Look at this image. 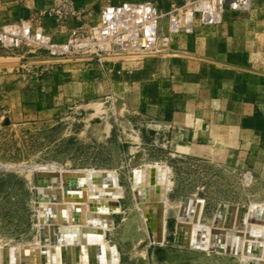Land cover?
<instances>
[{"label":"rangeland","instance_id":"rangeland-1","mask_svg":"<svg viewBox=\"0 0 264 264\" xmlns=\"http://www.w3.org/2000/svg\"><path fill=\"white\" fill-rule=\"evenodd\" d=\"M151 1L163 11L171 8L170 0ZM164 17L157 46L146 54L60 58L35 45H24L21 50L0 48V60L6 63L0 65V249L39 239L33 178L37 168L113 169L126 192L105 235L118 254L116 264L238 263L237 256L177 245L173 232L177 204L184 193L206 194L214 202L264 204V0H252L245 10L229 9L221 24L202 30L214 37L210 50L206 42L201 44L205 50L200 56L207 57L210 66L197 70L200 81L208 85L219 78L218 70L229 66L236 83L248 82L254 94L261 92V100L241 107L246 117L228 118L230 124L261 132L259 138L255 133L245 153L209 142L179 147L163 136L174 118L153 115L162 105L154 98H169L177 88V78L175 88L172 81L159 84L173 78V69L168 74L171 64L156 69L158 76L146 67L151 59L179 58L170 49L173 38L165 33L168 16ZM55 37L59 39L54 41L62 39ZM197 55L183 53L181 58L191 60ZM146 94L151 100L140 106L152 115L135 111L136 99ZM167 102L166 107L173 103ZM160 160L169 167L171 185L164 239L150 243L145 217L132 197L128 171ZM247 169L252 179L242 185L240 174Z\"/></svg>","mask_w":264,"mask_h":264},{"label":"crops","instance_id":"crops-1","mask_svg":"<svg viewBox=\"0 0 264 264\" xmlns=\"http://www.w3.org/2000/svg\"><path fill=\"white\" fill-rule=\"evenodd\" d=\"M123 1L135 2L139 0H110L112 3H120ZM102 2V0H75L77 5L92 7L96 11L99 9ZM50 4L51 0H0V23L30 24L32 29L39 24L41 26V31L44 34L52 35L53 39H59V37H55L56 35L53 34L55 26L54 18L43 14V10L48 8ZM226 11H229V9ZM226 11L220 22L209 25H200L196 23L191 32L170 33L168 29H165V33H168L173 38L170 41V49L173 53H176L179 58L168 57L166 61L164 59H151L147 61L146 68L149 73H154L156 69L159 70L161 67L164 68L165 65L167 67L169 64H171L172 67H170V69L168 68V74L171 73L172 69L175 71L173 72L174 76L171 75V77H173L171 80L164 79L160 81L161 83L158 81L159 84H164L165 81L169 84V81H172L171 85L175 88L174 78L176 77L177 88L172 92L174 94L170 93L169 98H154L155 101L158 100L160 105H162L153 113V115L155 114L156 116L174 118V121L171 123L172 125L170 124V128L163 133V136L166 137V140L168 139L169 143L175 144V146L183 147L187 144L190 145L195 143V145H197L198 143L205 144L209 142L213 146L226 151L242 149V152L245 153L244 150H249L251 148L252 138L255 136V133H258V138L261 135L260 130H254L251 126H236L234 123L230 124V122H228V118L231 117H246V113L240 111L241 107L249 106V102L251 101L261 100L262 96L260 91L258 94H254L248 82L245 84L236 83L234 78L235 74L233 71H229V66L226 67L227 70H218L219 78L214 79L212 84L209 83L208 85H203L198 77L199 72H197V70L200 71L202 66L204 68L210 66L208 63L209 60H207L208 58L200 56V53H204L205 50L204 46L201 48V44L202 42H206V48L207 50H210L211 47H209V41L214 37V34H204L202 30L221 24L224 20ZM228 21L231 23L230 20ZM181 39H185L186 41H180ZM22 47L10 48L4 47L0 44V48L4 49L21 50L20 48ZM183 53H199V55L194 57V59L185 60L181 58ZM19 56L23 55L20 54ZM0 57L3 56L0 55ZM4 58L19 60L16 56H5ZM175 58L177 61H175ZM199 58L203 61L197 62ZM206 60L208 62H206ZM174 62H176V65L173 64ZM4 64L6 63H4L3 60H0V65ZM156 74L157 76L159 75L158 71H156ZM160 75L163 74L161 73ZM149 84L151 83L148 82V85ZM153 84L157 91L158 86L156 85V82ZM136 100L138 107L135 111L137 113L143 111L141 115H152V113L150 114V112H147L144 107L142 108V106H140L142 105L141 103H147L151 100L150 95L146 94L142 97H138ZM168 100L173 101V103L170 104L169 107H166ZM154 162L164 163L162 160ZM246 171L250 172V177L252 179V171L250 169L245 170L240 174L239 181L242 185L246 183L243 180ZM183 196L199 197L203 199L204 202L201 214L202 221L206 217L209 220L212 219L220 205L241 206L250 204L239 201L214 202L210 199V196L199 192L184 193L181 194L179 198L181 199ZM120 207L121 204H119V208ZM223 212L224 214L226 213V211ZM193 249L206 254H209L210 252L216 254H229L221 251L204 250L199 248ZM230 255L239 257V254Z\"/></svg>","mask_w":264,"mask_h":264},{"label":"bare ground","instance_id":"bare-ground-1","mask_svg":"<svg viewBox=\"0 0 264 264\" xmlns=\"http://www.w3.org/2000/svg\"><path fill=\"white\" fill-rule=\"evenodd\" d=\"M150 166L156 168L154 179L151 183L148 180V168ZM141 167L144 169L142 180L148 183L147 185H150L153 193L152 200L146 205L154 204L158 207L155 209L158 223L155 242L160 243L163 241L165 233L168 205L167 193L171 185L170 170L168 165L162 162L145 163ZM35 171L44 174H56L55 177L43 178L42 184L34 185L35 189L38 188L42 191L41 195H35L37 226L42 238L40 239L39 237V239L36 238L34 241L1 248L0 264H116L118 254L113 250V245L106 241L105 235L112 226V213L120 209L118 207L120 198L118 199V195L115 193L106 194L103 183L109 179L111 182L110 187L117 190V192L119 191L121 197H124L126 192L118 182L117 172L113 169H58L54 168V166H42ZM93 174H98L102 177L99 184H91L90 178ZM71 175H81V177L77 178V176L73 177ZM67 180L71 183L80 180L81 189L71 188L65 190L64 186ZM243 180L246 183L250 182L249 171L245 172ZM156 186L160 188L159 193L155 192ZM44 192H49L52 195L43 194ZM159 194H161L160 198L158 197ZM251 205L252 203L249 204L246 215L247 225L252 224ZM260 205L264 207V204L260 203ZM136 206L140 213L144 215L143 206L139 203H136ZM181 208L182 203L180 201L177 204L175 225L181 224L188 227L189 242L193 218L197 213L198 204L193 202L191 207L190 219L192 220L179 218ZM239 213V206H235L231 223L232 227L237 225ZM223 214L224 212H221L218 215L216 212L212 219L208 221L200 220V223L201 225H212L216 217V229L227 232L223 227ZM256 226L264 230V220ZM239 232L244 235L245 228ZM261 244L264 245V242H261ZM241 249L243 250V245ZM238 256L237 264H240L242 254ZM255 260L259 264H264V256L255 258Z\"/></svg>","mask_w":264,"mask_h":264},{"label":"built area","instance_id":"built-area-1","mask_svg":"<svg viewBox=\"0 0 264 264\" xmlns=\"http://www.w3.org/2000/svg\"><path fill=\"white\" fill-rule=\"evenodd\" d=\"M251 1L170 0L167 11L151 0L107 1L95 11L77 5L75 0H51L43 14L54 18L53 34L62 36L60 41L44 34L39 24L32 29L30 24L0 23V44L10 48L35 45L60 58L74 54L98 59L111 54H146L157 46L164 16H168L170 33L191 32L196 23H218L226 10H245Z\"/></svg>","mask_w":264,"mask_h":264},{"label":"water","instance_id":"water-1","mask_svg":"<svg viewBox=\"0 0 264 264\" xmlns=\"http://www.w3.org/2000/svg\"><path fill=\"white\" fill-rule=\"evenodd\" d=\"M144 169L139 167H134L128 171L130 190L132 193V197L136 203H139L143 206V214L145 217V226L147 230V238L150 243L155 242V235L158 229L157 217L155 209L158 208L157 205L146 203L152 200V188L148 183L142 180ZM156 172V168L154 166H150L148 168V180L150 183L154 179V175ZM53 176L56 174L51 173H42L35 171L33 172V178L35 184H42V179L45 177ZM77 176V175H71ZM81 177L77 176V178ZM102 177L98 174H93L90 178V182L92 185L99 184L100 179ZM103 183V181H102ZM110 180H105L103 185H105L104 191L106 194L115 193L118 195V199L121 198V193L112 187H110ZM80 180L76 182H69L67 180L66 185L64 186L65 190H69L71 188L80 190L81 189ZM160 188L156 186L155 192L159 193ZM34 194L41 195L42 191L38 188L35 189ZM43 194L52 195L49 192H44ZM161 194H159L160 198ZM182 203V208L179 212V218L182 220H192L190 219L191 207L193 202L198 204V210L193 218V226L191 228V236L188 242V227L186 225L176 224L174 225V243L180 246H191L193 248H199L204 250H213V251H221L229 254H242L240 259V264H259L255 258H259L264 256V245L261 242H264V230L259 228L258 224L262 223L264 220V207L260 205V203H252V218L251 225L246 224V215L248 211V205L239 206V218L237 225L235 227L231 226L233 215H234V205H220L217 211V214L220 215L221 212L226 211L224 216V224L223 227L227 230V232L217 230L216 217L212 225L204 224L201 225V213H202V198H193L190 196H183L180 199ZM36 204H34V207ZM119 207V206H118ZM113 210V209H112ZM119 210V209H118ZM218 219V218H217ZM255 224V225H253ZM220 226V225H219ZM245 234L243 235L241 230H244ZM40 239L41 233L39 234ZM245 238V240H244ZM252 241V242H250ZM243 245V250L241 249Z\"/></svg>","mask_w":264,"mask_h":264}]
</instances>
